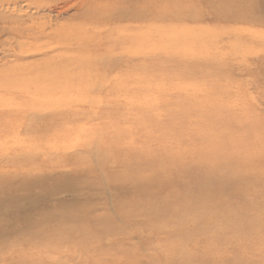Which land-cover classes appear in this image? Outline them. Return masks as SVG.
Segmentation results:
<instances>
[{
	"label": "rangeland",
	"instance_id": "obj_1",
	"mask_svg": "<svg viewBox=\"0 0 264 264\" xmlns=\"http://www.w3.org/2000/svg\"><path fill=\"white\" fill-rule=\"evenodd\" d=\"M155 23L146 72L136 70L146 80L116 93L0 95V264H185L166 256L173 220L131 211L147 193L158 199L153 186L187 202L264 201V187L219 181L264 183V20ZM192 161L208 174L195 178ZM251 222L241 239L227 234L229 254L219 242L193 250L264 264V214Z\"/></svg>",
	"mask_w": 264,
	"mask_h": 264
},
{
	"label": "bare ground",
	"instance_id": "obj_2",
	"mask_svg": "<svg viewBox=\"0 0 264 264\" xmlns=\"http://www.w3.org/2000/svg\"><path fill=\"white\" fill-rule=\"evenodd\" d=\"M198 2L190 8V0H0V95L50 97L88 87L101 93L120 92L147 79L136 70L146 72L153 23L167 18L198 21L205 14L213 20H264V0ZM106 80L111 86L103 90L100 86ZM58 115L50 113L47 122L58 120ZM191 164L195 178L208 174L209 165ZM243 175L247 174L219 181H238L254 192L264 187L258 177L249 176V181ZM160 184L152 188L158 199L147 193L144 203L131 211L145 221L151 216L174 221L172 239L178 245L170 243L172 250L166 254L174 261L214 264L212 256L196 253L193 243L219 242L228 251L227 234L238 230L241 239L244 226L253 225L254 215L264 214L262 200L225 206L220 195H202L187 202L179 192Z\"/></svg>",
	"mask_w": 264,
	"mask_h": 264
}]
</instances>
